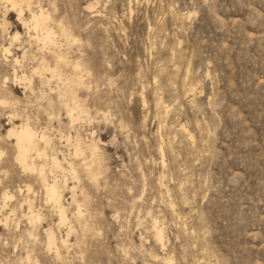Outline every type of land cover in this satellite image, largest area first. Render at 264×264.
Listing matches in <instances>:
<instances>
[{
  "label": "rangeland",
  "instance_id": "374dc122",
  "mask_svg": "<svg viewBox=\"0 0 264 264\" xmlns=\"http://www.w3.org/2000/svg\"><path fill=\"white\" fill-rule=\"evenodd\" d=\"M23 5L0 1V264H264V0ZM24 122L59 205L17 163Z\"/></svg>",
  "mask_w": 264,
  "mask_h": 264
},
{
  "label": "bare ground",
  "instance_id": "6f19581e",
  "mask_svg": "<svg viewBox=\"0 0 264 264\" xmlns=\"http://www.w3.org/2000/svg\"><path fill=\"white\" fill-rule=\"evenodd\" d=\"M1 1V0H0ZM5 1L6 3H8L9 5L12 6L13 9L17 10L18 8H22V6H25L23 4L27 3V0H3ZM19 12V11H18ZM20 14V18L23 16V10H21V12L19 13ZM22 19V18H21ZM25 20V19H24ZM22 21V20H21ZM49 21H50V15L47 14L46 12L44 11H41L39 14H35L34 17H33V20H32V27L33 29L36 31V39L41 42L45 47L46 46H54V55H56L57 58H59L61 61H64L66 62L67 60V56L66 54H70V51L67 52L66 54L65 53H62V51H58L57 50V44L56 42L54 41V38H55V32L53 31V29L51 28L50 24H49ZM24 23V22H23ZM6 24V21L4 22V26ZM26 24V23H25ZM61 24V23H60ZM31 26V25H30ZM64 26V24H63ZM67 28V27H66ZM63 30V29H62ZM68 30V29H67ZM68 32V31H66ZM70 33V32H69ZM69 33H66L64 34L65 37L67 38V40H71L72 39V34H69ZM63 34V33H62ZM63 35V36H64ZM15 39H18L17 36L15 37ZM6 52H10V49H6ZM11 53V52H10ZM76 68H79L81 67L80 64H76L75 66ZM43 69V68H42ZM48 67H44V70H47ZM49 70H52L51 67H49ZM42 70H38L37 73H41ZM54 73L58 72V67L53 69L52 70ZM70 77V76H69ZM75 78V77H74ZM70 80V79H69ZM73 80V79H72ZM78 83V81H77ZM80 83V82H79ZM78 85V84H77ZM81 86V84L79 85ZM0 103H3L0 101ZM79 105V103H78ZM77 106V105H76ZM70 113V112H69ZM71 115L70 116H73L72 115V110H71ZM76 116V115H75ZM73 119V122L76 121V119L78 118H74V117H71ZM13 119V118H11ZM72 121V120H71ZM11 136H14L16 137V140H17V143H16V148H17V157H16V160H17V163L20 164V166H22L24 168L25 171H31V172H36V173H39V176L42 178L43 180V184H44V187L46 189V192H47V195L48 197L50 198V201L52 200L53 202L55 201L57 204L61 202L62 200V193H61V189L59 187V185L57 183L55 184H50L49 181H48V176L46 175L47 173L45 172V166H39L37 163H36V158L34 157L35 154L38 156H41V152H40V143H41V139H44L45 140V137H41L40 139V135L38 132H36L31 126L29 123L27 122H24L22 123V125L19 127V128H13V130L10 132ZM72 139V138H70ZM72 141V140H71ZM77 146H78V149H80L82 151L83 149V140L78 137L77 138ZM73 143V142H71ZM44 144V143H43ZM47 144V143H46ZM45 144V145H46ZM91 145V144H90ZM95 145H93L94 147ZM91 147V146H90ZM77 148V147H76ZM44 150V148H43ZM45 151V150H44ZM43 151V152H44ZM76 151V150H75ZM46 152V151H45ZM77 152V151H76ZM75 153V152H74ZM81 153V152H80ZM79 153V155H80ZM84 153V152H82ZM76 155V153H75ZM78 155V157L80 158V156ZM83 156V154H82ZM40 161V160H39ZM45 164V163H44ZM82 165H83V160H82ZM60 166V165H59ZM71 166L74 168V163L71 164ZM55 167V166H54ZM58 167V166H57ZM56 167V168H57ZM61 167H59L60 169ZM84 168L86 170V172L88 174H90L91 176L94 175L93 173H95V175H100L102 173V170H103V165H102V157L100 156L99 154V151H98V147H94L93 150H92V153L90 155V160L89 161H86L84 162ZM72 172V171H71ZM75 174H77L78 172L76 170L73 171ZM29 174V173H28ZM75 176V175H74ZM73 176V177H74ZM83 176V175H82ZM72 177V178H73ZM76 177V176H75ZM94 177V176H93ZM95 178V177H94ZM99 178V176H98ZM38 179V178H37ZM76 180V179H75ZM96 180V179H95ZM92 181V180H91ZM77 182V181H76ZM28 186V185H27ZM31 186V185H30ZM30 186H28V189H33V187L31 188ZM26 189V188H25ZM74 189V188H73ZM27 191V190H26ZM29 194V193H28ZM27 194V195H28ZM4 207L7 206V201H9L10 199H12V196L10 195L9 192H5L4 193ZM28 201V200H27ZM51 201V202H52ZM23 202V201H22ZM21 202V203H22ZM28 203V202H27ZM62 203V202H61ZM29 220L32 224H36L38 223L40 220H41V217L40 215L36 214L34 211H33V206L34 204L29 202ZM25 205V204H24ZM52 205V204H51ZM59 205V204H58ZM57 205V206H58ZM53 207V206H52ZM56 207V206H55ZM80 207V206H78ZM23 208V207H21ZM82 208V207H81ZM15 209V208H14ZM13 209V210H14ZM28 209V210H29ZM59 210V208H57ZM62 212L65 210L64 208H62ZM24 210V209H23ZM56 210V208H55ZM61 211V210H60ZM15 212V210L13 211ZM62 212H59L62 214ZM61 214H58V215H61ZM79 216V215H78ZM83 216V215H81ZM61 217V216H59ZM61 219V218H60ZM63 219V218H62ZM8 221V218L6 219ZM61 221V220H60ZM63 222V221H61ZM157 230V229H156ZM159 231V229H158ZM160 232V231H159ZM157 232V233H159ZM156 233V232H155ZM162 234V233H161ZM32 235V234H31ZM158 235V234H157ZM161 238H162V235H159ZM158 236V237H159ZM159 239V238H158ZM157 239V240H158ZM160 242L162 241L159 240ZM56 242V235L53 231H51V233L49 234V246H53L55 247V243ZM53 247V248H54ZM51 250V248H50ZM57 254V253H56ZM29 255V254H28ZM28 257V256H27ZM29 259H31V256L28 257ZM60 259V258H59ZM28 260V259H27Z\"/></svg>",
  "mask_w": 264,
  "mask_h": 264
}]
</instances>
